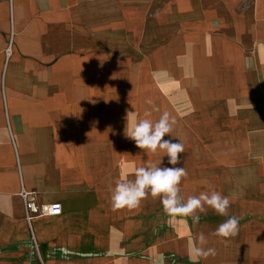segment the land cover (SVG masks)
Returning <instances> with one entry per match:
<instances>
[{"label":"crops","instance_id":"obj_1","mask_svg":"<svg viewBox=\"0 0 264 264\" xmlns=\"http://www.w3.org/2000/svg\"><path fill=\"white\" fill-rule=\"evenodd\" d=\"M148 98L177 119L180 194L207 179L232 199L226 244L210 208L198 225L150 195L112 209L128 166L171 167L124 136ZM21 186L61 207L33 220L35 246ZM201 232L217 254L198 264H264V0H0V264H192Z\"/></svg>","mask_w":264,"mask_h":264},{"label":"clouds","instance_id":"obj_2","mask_svg":"<svg viewBox=\"0 0 264 264\" xmlns=\"http://www.w3.org/2000/svg\"><path fill=\"white\" fill-rule=\"evenodd\" d=\"M250 66V65H249ZM150 106L143 113V118H137L136 112H128L124 136L135 142L138 149L143 152L155 154L158 151L167 156V163L171 165L161 166L162 159L157 163H148L145 166H128L126 171H131L134 178L129 179L126 172L115 182L111 189V207L114 211L127 208L129 210L139 208L142 201L150 195L153 199L159 198L163 211L169 217L190 218L193 225L200 222V214H207L210 208L216 214L229 217V208L232 199L215 190L211 181H201L206 186V191L198 195H189L185 199L181 193V181L187 178L188 171L181 164L180 154L185 152L184 144L172 135L177 124V119L168 111H163L157 120H152L153 112H159V108L151 98L145 100ZM168 135L171 138L165 139ZM175 140V142H174ZM239 233V217L230 216L218 225L212 235L219 237L221 242L227 243ZM208 240L203 232L196 236H190L187 240V255L192 264H198L201 259L216 256V249L205 247Z\"/></svg>","mask_w":264,"mask_h":264},{"label":"built area","instance_id":"obj_3","mask_svg":"<svg viewBox=\"0 0 264 264\" xmlns=\"http://www.w3.org/2000/svg\"><path fill=\"white\" fill-rule=\"evenodd\" d=\"M13 33H11L4 49L5 62L11 57L13 53ZM22 202L24 211V220L30 234V241L35 246L34 235L32 232V222L39 217H51L61 214V207L57 203L53 204H39L35 199V194L26 190L23 186L20 187L18 195Z\"/></svg>","mask_w":264,"mask_h":264},{"label":"rangeland","instance_id":"obj_4","mask_svg":"<svg viewBox=\"0 0 264 264\" xmlns=\"http://www.w3.org/2000/svg\"><path fill=\"white\" fill-rule=\"evenodd\" d=\"M139 57H140L139 59H142V58H143V55H142V54H140V55H139Z\"/></svg>","mask_w":264,"mask_h":264}]
</instances>
